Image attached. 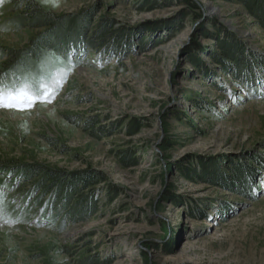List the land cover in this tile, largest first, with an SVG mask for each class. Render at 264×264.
<instances>
[{
	"label": "rangeland",
	"instance_id": "374dc122",
	"mask_svg": "<svg viewBox=\"0 0 264 264\" xmlns=\"http://www.w3.org/2000/svg\"><path fill=\"white\" fill-rule=\"evenodd\" d=\"M60 77L0 109V264H264V26L241 0H0V88Z\"/></svg>",
	"mask_w": 264,
	"mask_h": 264
},
{
	"label": "trees",
	"instance_id": "16d2710c",
	"mask_svg": "<svg viewBox=\"0 0 264 264\" xmlns=\"http://www.w3.org/2000/svg\"><path fill=\"white\" fill-rule=\"evenodd\" d=\"M245 6L248 8L249 13L252 14L263 26H264V0H241ZM35 6H32L29 8V12L37 11V14H41V18L36 21L37 25H50L53 23L50 18L46 17L44 13L40 10H37L33 8ZM112 28L113 24L108 21H102V24L99 28H97L95 31H92V34L89 38V42L92 43L94 47H99L101 45L106 44L112 35ZM217 38L219 39L220 44V50L217 52H214L213 58L223 65V68L225 71H228L229 65L227 64V61L233 62L234 64H239V54L242 52V49L239 48V45L233 40L232 42L229 39L230 33L225 31V29H219L216 32ZM239 170V169H238ZM7 172V171H5ZM241 172V170H239ZM252 172V171H251ZM237 174V177H235L233 180V183L235 185H240L241 187L245 183V179H243V176ZM22 175L23 178H38L39 181H37V185L42 189V191L46 190L48 193H52L56 188L61 187V190L59 192V196H61L64 192L66 193V187H67V181H64L58 176V174L46 171L45 168L34 165H28L20 167L19 169H15L16 176ZM239 175V177H238ZM79 181L82 182V186H91L98 182L96 181H102L101 177H99L97 174L94 175H86V176H79ZM105 180V179H104ZM57 202L60 201V199L56 200ZM56 206V204H54Z\"/></svg>",
	"mask_w": 264,
	"mask_h": 264
},
{
	"label": "snow or ice",
	"instance_id": "6c2138e0",
	"mask_svg": "<svg viewBox=\"0 0 264 264\" xmlns=\"http://www.w3.org/2000/svg\"><path fill=\"white\" fill-rule=\"evenodd\" d=\"M44 2L47 3L48 0H44ZM52 2L55 4V0ZM62 79L63 77L54 78L51 83L42 80L36 86L23 83L6 90L0 88V109L31 112L38 103H51L57 95V90L61 87Z\"/></svg>",
	"mask_w": 264,
	"mask_h": 264
},
{
	"label": "bare ground",
	"instance_id": "6f19581e",
	"mask_svg": "<svg viewBox=\"0 0 264 264\" xmlns=\"http://www.w3.org/2000/svg\"><path fill=\"white\" fill-rule=\"evenodd\" d=\"M211 226H215V224L209 223Z\"/></svg>",
	"mask_w": 264,
	"mask_h": 264
}]
</instances>
